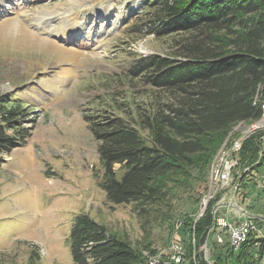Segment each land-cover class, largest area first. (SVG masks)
<instances>
[{"label": "rangeland", "instance_id": "374dc122", "mask_svg": "<svg viewBox=\"0 0 264 264\" xmlns=\"http://www.w3.org/2000/svg\"><path fill=\"white\" fill-rule=\"evenodd\" d=\"M4 4L0 96L28 101L22 124L31 133L24 144L0 151V264H74L68 236L74 217L82 213L142 254L170 256L180 239L181 264H192L199 253L209 264L224 257L229 238L224 229L223 244L216 241L220 230L209 228L198 246L194 221L209 204L219 203V216L232 224L254 216L256 229L264 233V172L246 177L245 171L238 185L210 189L209 170H196L188 186L175 187L169 209L156 206L150 213L135 203L112 204L98 187L102 163L84 111L106 106L117 95L118 100L127 88L120 89V76L144 56L166 54L171 45L167 38L137 30L142 0ZM256 140L261 159L264 143Z\"/></svg>", "mask_w": 264, "mask_h": 264}, {"label": "trees", "instance_id": "16d2710c", "mask_svg": "<svg viewBox=\"0 0 264 264\" xmlns=\"http://www.w3.org/2000/svg\"><path fill=\"white\" fill-rule=\"evenodd\" d=\"M142 4L135 16L137 30L167 38L168 51L140 58L120 76V89L127 87L120 98L83 115L98 142V187L112 204L135 203L139 211L150 213L156 206L169 209L175 187L188 186L194 171L209 170L220 146L225 141L229 146L238 136L230 132L239 122L250 124L261 117L264 0ZM13 99L0 96V151L24 144L31 133L22 124L28 101ZM257 136L244 139L237 152V183L245 171L246 177L264 172ZM213 225L209 204L194 221L198 246ZM68 246L74 264H143L141 251L85 213L74 217ZM224 246L218 264H264V233L259 230L251 231L237 250L229 242ZM199 254L192 264H209Z\"/></svg>", "mask_w": 264, "mask_h": 264}, {"label": "built area", "instance_id": "2783aa9c", "mask_svg": "<svg viewBox=\"0 0 264 264\" xmlns=\"http://www.w3.org/2000/svg\"><path fill=\"white\" fill-rule=\"evenodd\" d=\"M262 115L261 117L250 123L239 122L233 130L237 131L238 136L231 142V144L225 145L226 141L220 146L215 155L213 156L209 167V187L212 186L218 188H225L227 185L231 186L235 184L234 178L231 177L232 171L238 168L237 152L239 151L242 141L251 135H258L257 138L261 139L260 144L264 143V99L261 101ZM263 132L262 136H259ZM238 185V183H237ZM237 188V187H236ZM210 192V190H209ZM216 192V191H215ZM220 192L221 191H217ZM219 203H214L211 206V213L215 219L214 225L211 227L214 230H220L216 233V241L218 244L224 243L222 238V230L228 234V242L230 246L237 250L239 246L244 242L247 235L256 229V221L254 216H245L238 223L232 224L228 222L225 217L219 216ZM242 217V216H241ZM212 230V229H211ZM221 232V233H220ZM180 239H177L173 244V253L169 256H164L162 252H158L154 255L142 254L143 264H181L184 261V251H182L181 245H179Z\"/></svg>", "mask_w": 264, "mask_h": 264}, {"label": "bare ground", "instance_id": "6f19581e", "mask_svg": "<svg viewBox=\"0 0 264 264\" xmlns=\"http://www.w3.org/2000/svg\"><path fill=\"white\" fill-rule=\"evenodd\" d=\"M4 2H5V0H0V7L5 5Z\"/></svg>", "mask_w": 264, "mask_h": 264}]
</instances>
